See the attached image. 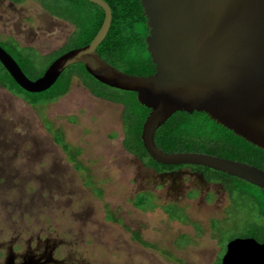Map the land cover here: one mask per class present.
<instances>
[{
    "label": "rangeland",
    "instance_id": "374dc122",
    "mask_svg": "<svg viewBox=\"0 0 264 264\" xmlns=\"http://www.w3.org/2000/svg\"><path fill=\"white\" fill-rule=\"evenodd\" d=\"M51 3L52 11L59 12L65 0ZM76 30L38 0H0V40L11 37L48 59L74 44L66 45ZM47 58H38L27 71L29 78L38 76ZM122 109L120 103L93 95L77 76L64 95L36 105L0 84V241L17 237L19 244L41 232L68 242L79 233L78 257L103 264H213L233 236L264 243V236L251 231L254 223L264 224V217L244 191L233 195L226 208L225 199L183 201L188 222L169 218L168 213L183 217L180 210L169 207L167 213L162 207L177 195L156 188L149 170L123 146ZM56 131L69 144L68 151L53 139ZM239 183L249 193L258 192ZM138 187L152 189L157 203L149 193L134 196ZM106 214L121 217L128 228L102 224ZM211 220L220 226L219 252ZM134 232L144 244L132 237ZM180 232L187 233L188 240L176 238Z\"/></svg>",
    "mask_w": 264,
    "mask_h": 264
},
{
    "label": "water",
    "instance_id": "95a60500",
    "mask_svg": "<svg viewBox=\"0 0 264 264\" xmlns=\"http://www.w3.org/2000/svg\"><path fill=\"white\" fill-rule=\"evenodd\" d=\"M87 1L104 12L98 31L88 44L57 56L39 77L30 79L0 46V63L12 79L27 92H41L81 63L96 80L135 92L150 109L140 138L154 161L208 167L264 190V169L203 152H165L154 139L173 113L198 111L264 149V0H140L155 64L148 75L124 72L100 57L96 48L109 30L111 8L105 0ZM220 264H264V243L235 237Z\"/></svg>",
    "mask_w": 264,
    "mask_h": 264
},
{
    "label": "trees",
    "instance_id": "16d2710c",
    "mask_svg": "<svg viewBox=\"0 0 264 264\" xmlns=\"http://www.w3.org/2000/svg\"><path fill=\"white\" fill-rule=\"evenodd\" d=\"M12 1L20 2L22 0ZM38 1L50 13L63 16L76 25L77 30L66 43V45L70 42L74 43L69 49L88 44L98 31L104 18L102 8L87 0H65L59 12L52 11L50 8L53 5L51 0ZM105 1L111 8L112 18L105 38L96 48L97 53L105 61L124 72L136 75L153 73L155 64L152 63L147 51L145 36L148 34V27L140 0ZM0 41L2 42H0V46L16 60L26 75L27 71L34 69L38 58H47L46 55L40 54L32 47L20 46L11 37ZM55 58H47L49 61L42 67L37 77L42 75L46 67ZM2 70L3 74L0 72V84L8 91L21 95L33 105L54 101L69 90L73 76L80 77L93 95L123 105V146L125 149L135 153L143 160L148 159V163L152 165H160L148 156L142 144L141 128L150 109L138 102L135 92L113 88L99 82L86 71L81 63L68 66L48 89L36 93L23 90L0 63V71ZM62 137L59 131L54 132L53 139L55 142L60 144L63 150L68 151L70 146L63 141ZM154 139L156 145L165 152L182 150L203 152L243 161L264 169V149L234 134L233 131L211 119L205 112L177 111L173 113L165 123L157 128ZM204 169L215 171L207 167ZM232 178L240 182L239 184H248L258 189L256 194L249 193L246 189H242V191L248 194V199L253 205H257L259 213L264 217V190L238 177ZM235 188L236 191L241 189L238 186ZM252 227L253 233L264 236L263 223H254ZM215 264H219V261Z\"/></svg>",
    "mask_w": 264,
    "mask_h": 264
},
{
    "label": "flooded vegetation",
    "instance_id": "af4514ba",
    "mask_svg": "<svg viewBox=\"0 0 264 264\" xmlns=\"http://www.w3.org/2000/svg\"><path fill=\"white\" fill-rule=\"evenodd\" d=\"M170 152L187 151L182 150ZM132 154L140 162L143 168L149 170V175L151 176V178L155 179L154 186L156 188H164L167 191V195H177V198H169V200H165L164 205H162V207L167 213L169 207H171L172 211L180 210L182 212L181 216L183 217H180V215L171 216L168 213V217L175 219L177 223L188 222V216H186L183 212L184 206L180 204L183 201L198 200L199 202H203L206 204L207 202L215 200L220 201L222 199H225L226 208L230 205V201H232V196L237 194L238 192H242V189L236 191V180L232 178L234 176L230 174L217 170L209 171L204 169L203 166L193 164L159 163L160 165L155 166L148 163V159L143 160L135 153ZM70 158L72 161L75 159L74 155H71ZM232 181H234L235 183H232ZM171 190L172 192H170ZM138 193H149L150 195H152L154 205L158 201L154 196L155 192L152 189H149L147 187H138V189L134 192V196ZM132 202L135 205L136 209L138 208L139 210H141L139 208V205H137L134 200ZM173 208H175L176 210H174ZM103 219L104 220L102 221V224L104 225L107 223H120L122 224L123 228H128V226L124 224V220L121 217L114 215L108 216L106 214ZM213 220L210 221V225L211 230L217 233L216 238L219 243V252L221 250L220 236L218 234L220 226L213 225ZM78 234H75L72 240H69L68 242H65L66 240L63 239V237L59 239H52L50 236H42L41 232H38L37 234H31L25 239L23 238L19 242V244H16L17 237H14L4 242L0 241V264H103L95 259L92 260L95 262H91L86 260L87 258H84V260L83 258L78 257V252L75 248V244L77 243L76 235ZM132 235L134 239L140 241L137 232H134ZM180 237L186 238V240H188L187 233L185 232L178 233L176 238ZM233 238H235V236L229 238L228 241ZM227 242L225 244L223 254L226 250ZM117 243H119V241ZM142 243L144 244V242ZM177 245L180 246L179 244ZM218 261L220 264V257L217 262ZM215 263L216 261L213 264Z\"/></svg>",
    "mask_w": 264,
    "mask_h": 264
}]
</instances>
